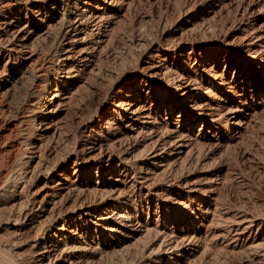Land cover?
Segmentation results:
<instances>
[{
  "label": "bare ground",
  "instance_id": "6f19581e",
  "mask_svg": "<svg viewBox=\"0 0 264 264\" xmlns=\"http://www.w3.org/2000/svg\"><path fill=\"white\" fill-rule=\"evenodd\" d=\"M263 128L264 0H0V264H264Z\"/></svg>",
  "mask_w": 264,
  "mask_h": 264
},
{
  "label": "rangeland",
  "instance_id": "374dc122",
  "mask_svg": "<svg viewBox=\"0 0 264 264\" xmlns=\"http://www.w3.org/2000/svg\"><path fill=\"white\" fill-rule=\"evenodd\" d=\"M143 7H144V8H143ZM155 8H156V6H155ZM137 11H138V13H142V14H143V13H146V14L151 13V11H149L148 8H145V6H141V8L139 7L138 10L133 11L132 13H130V15H129L130 17L128 16L129 19H126V20H127L126 25H127L128 27H130V25H131L130 23H131V21L133 20V17H135V15L138 14ZM145 11H146V12H145ZM134 12H135V13H134ZM147 12H148V13H147ZM152 13H153V12H152ZM148 18H149V17H148ZM148 18H147L146 20H148ZM147 22H149V21H147ZM147 22H146V24H148ZM150 23H151V22H150ZM260 132H261V134H262V132H264V128H263V130L260 131ZM243 146H244V147H243ZM246 146H247V144H246V143H245V144L243 143V144L239 147L238 151L246 150V152L249 153L250 150H248V148H247L248 146H247V147H246ZM241 154H242V153H241ZM236 155H237V154L233 152V155H231L233 158L230 157V155H229L228 158L226 157L225 159H221V162H220V163L223 164V165H227V166H231V164H233L234 167H236V165L239 164V163H236V165H235V157H237ZM234 156H235V157H234ZM241 156H242V155H241ZM238 158L240 159L239 155H238ZM228 159H229V160H228ZM231 159H232V161H233L234 163L231 161ZM233 159H234V160H233ZM227 160H228V161H227ZM224 161H225V162H224ZM228 162H229V163H228ZM216 163L219 164V162H216ZM216 163H214V165H215ZM241 163H242V162H241ZM218 164H217V165H218ZM229 164H230V165H229ZM217 165H216V166H217ZM241 165H242V164H241ZM216 166H213V167L215 168ZM209 167H210V166H209ZM209 167H208V168H209ZM211 167H212V165H211ZM211 167H210V168H211ZM213 167H212V168H213ZM208 168H207V169H206V168H204V169H203V168H202V169H200V168H196L194 171H195V174H196V173H205V174H206V173H209V171H210V172L213 171L212 168H211L210 170H209ZM214 168H213V169H214ZM236 168L238 169L239 167L237 166ZM199 169H200V170H199ZM205 170H206V172H203V171H205ZM197 171H198V172H197ZM201 171H202V172H201ZM255 180H256L255 185L258 186V185H259L258 183H260V182H259V180H257V179H255ZM255 180H254V181H255ZM251 182H253L252 179H251ZM234 263L236 264V262H234ZM212 264H213V263H212ZM214 264H217V263H214Z\"/></svg>",
  "mask_w": 264,
  "mask_h": 264
}]
</instances>
